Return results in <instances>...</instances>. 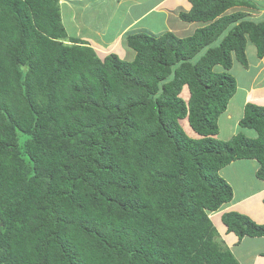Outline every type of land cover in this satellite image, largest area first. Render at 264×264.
Masks as SVG:
<instances>
[{"label": "trees", "instance_id": "obj_1", "mask_svg": "<svg viewBox=\"0 0 264 264\" xmlns=\"http://www.w3.org/2000/svg\"><path fill=\"white\" fill-rule=\"evenodd\" d=\"M60 1L0 0V264H240L210 215L233 199L231 163L264 181V105L219 138L235 60L249 67L248 40L264 58V17L232 12L255 0H189L181 21L205 26L127 34L132 60L70 38Z\"/></svg>", "mask_w": 264, "mask_h": 264}, {"label": "crops", "instance_id": "obj_2", "mask_svg": "<svg viewBox=\"0 0 264 264\" xmlns=\"http://www.w3.org/2000/svg\"><path fill=\"white\" fill-rule=\"evenodd\" d=\"M63 1L66 2V0ZM67 1L72 2L73 0ZM77 1L83 3L87 0ZM99 1H104V3L101 4L98 11L103 9L102 11L105 14L101 16V14L96 13V17L92 19L95 25H101V19H105L110 24L114 14H118L117 18L119 20V27L113 31L111 36L107 37L104 35L103 37V40L106 44H109V47L107 48V45L101 44L100 46H102L101 48L104 46L105 50H108L110 47L114 50L118 47L122 48L124 52L121 56L116 51L114 52L121 58H124V55L128 56L127 48L129 47L125 39L127 34L139 31H147L155 35L173 32L179 37H187L193 35L197 29L205 26L204 23L200 22L186 23L181 21L180 13L189 12L192 8L189 0H151L149 2H146V0ZM68 2L63 4H67ZM145 2L146 6L143 7ZM255 2L258 5V1L255 0ZM260 6L262 7H260L261 9H264V0H262ZM135 8L142 9V12L131 15ZM237 10L243 11L245 9L235 8L232 12ZM247 13V17H250L249 14L252 15L251 12ZM130 16L131 19L129 21L120 22L121 19H125L126 17L129 19ZM173 17L174 22H171ZM249 43L253 44L248 40L247 46ZM107 53L106 51L105 55ZM254 55L255 58L249 61L246 74L242 75V78L247 79H241L243 81L242 84L237 80L239 90L231 100L227 112L221 117L220 139L228 140L238 132V123L243 115V108L246 104L257 103L258 105H264V58L259 59L257 57L256 47ZM258 168L259 165L254 160H238L225 167L220 174L233 188V199L211 215L220 240L230 248L240 264H264V238H245L240 242L236 234L229 232L228 228L223 224L222 216L226 213L235 212L250 217L258 224H264V181L259 180L256 176Z\"/></svg>", "mask_w": 264, "mask_h": 264}, {"label": "rangeland", "instance_id": "obj_3", "mask_svg": "<svg viewBox=\"0 0 264 264\" xmlns=\"http://www.w3.org/2000/svg\"><path fill=\"white\" fill-rule=\"evenodd\" d=\"M151 0H146V2H149ZM258 1V9H245L244 11L247 12H251V14H249V18L252 19H261L263 18V14H264V9H261L262 7L260 6L262 4V0H257ZM66 2H68L66 0ZM65 1H60V5H61V14H62V20H63V24L67 29L68 35L70 38H78L79 40H81L82 42L87 43L89 46H91L92 48H94L96 51H98L100 53V55H105L106 51L108 52L107 54L110 53H114L115 51L120 54L124 52L122 50V48H117V49H113L112 47H110L108 50L104 49L105 45H107V48L109 47V44H106L105 41L103 40L104 35H106L107 37H110L111 34L113 33V31H115L117 29L118 26V14H114L110 24L108 22L105 21V19H101L102 24L101 25H95L94 21H92L93 17H96V13L101 14V16H104V12L102 11L103 9L99 10V7L101 6L102 3H104V1H99V0H87L83 3H79V1H75L73 0L72 2H68L67 4H63L66 3ZM146 2L145 5L143 7L146 6ZM72 3V4H71ZM63 4V5H62ZM148 6V5H147ZM261 7V8H260ZM142 12V9L140 8H135V10H133L131 15L134 14H140ZM131 19V16L129 17V19L126 17L125 19H121L120 22L122 21H129ZM174 17L171 19V22L173 21ZM174 22V21H173ZM107 29V30H104ZM104 30V31H103ZM68 44H72V42L70 41V39H68L66 41ZM104 45L103 48H101ZM254 49L255 46L253 44H248L247 46V57H248V61H252L255 58L254 55ZM126 50V49H125ZM128 51V56L124 55V58L122 57L123 60H132L135 56V52L130 49L127 48ZM126 51V53H127ZM247 72V70L241 66L240 63H238V61L235 60L234 63V68H233V73L236 75V77L238 78V80L240 81V83L242 84V80L241 79H247V78H242V75H245ZM182 97L185 101H188L189 99V93L187 91L182 93ZM181 125L183 126L185 132L190 135V136H196L195 133L192 132L191 128L189 127L188 121L187 120H182L181 121ZM250 134H254L255 132L253 131H248ZM237 134V133H235ZM234 134V135H235Z\"/></svg>", "mask_w": 264, "mask_h": 264}, {"label": "clouds", "instance_id": "obj_4", "mask_svg": "<svg viewBox=\"0 0 264 264\" xmlns=\"http://www.w3.org/2000/svg\"><path fill=\"white\" fill-rule=\"evenodd\" d=\"M213 213H211V215H212ZM211 215H210V218H211ZM212 220V219H211ZM217 229V228H216Z\"/></svg>", "mask_w": 264, "mask_h": 264}]
</instances>
